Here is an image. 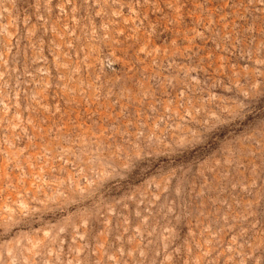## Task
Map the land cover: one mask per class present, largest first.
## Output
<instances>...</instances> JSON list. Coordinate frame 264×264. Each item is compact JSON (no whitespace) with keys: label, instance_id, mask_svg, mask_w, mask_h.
<instances>
[{"label":"rangeland","instance_id":"1","mask_svg":"<svg viewBox=\"0 0 264 264\" xmlns=\"http://www.w3.org/2000/svg\"><path fill=\"white\" fill-rule=\"evenodd\" d=\"M0 264H264V0H0Z\"/></svg>","mask_w":264,"mask_h":264}]
</instances>
